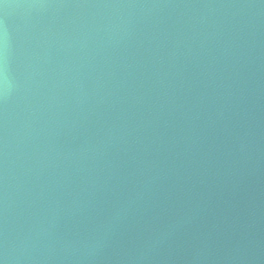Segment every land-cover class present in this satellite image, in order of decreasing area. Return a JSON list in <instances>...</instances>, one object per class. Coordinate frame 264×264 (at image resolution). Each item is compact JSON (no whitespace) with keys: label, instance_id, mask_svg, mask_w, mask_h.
Masks as SVG:
<instances>
[{"label":"water","instance_id":"95a60500","mask_svg":"<svg viewBox=\"0 0 264 264\" xmlns=\"http://www.w3.org/2000/svg\"><path fill=\"white\" fill-rule=\"evenodd\" d=\"M0 264H264V0H0Z\"/></svg>","mask_w":264,"mask_h":264}]
</instances>
